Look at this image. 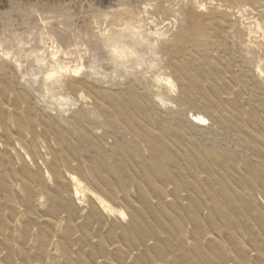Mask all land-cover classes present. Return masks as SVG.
<instances>
[{"label":"rangeland","instance_id":"1","mask_svg":"<svg viewBox=\"0 0 264 264\" xmlns=\"http://www.w3.org/2000/svg\"><path fill=\"white\" fill-rule=\"evenodd\" d=\"M0 264H264V0H0Z\"/></svg>","mask_w":264,"mask_h":264},{"label":"bare ground","instance_id":"2","mask_svg":"<svg viewBox=\"0 0 264 264\" xmlns=\"http://www.w3.org/2000/svg\"><path fill=\"white\" fill-rule=\"evenodd\" d=\"M228 10H230V9L228 8ZM230 11H231V10H230ZM234 14L237 15L236 11H234ZM199 23H200V22H199ZM199 23H198V27H197V29H198V30H201V26H200ZM198 119L200 120V118H198ZM145 136H147V135H145ZM142 137H143V136H142ZM145 140H146V139H145ZM145 140H144V143H145L144 146H146V148L148 149V150H146V151H148V152L150 153V157L154 159V158L156 157V152L153 151L152 148H150L151 145H150L149 147L147 146ZM147 140H148V139H147ZM147 140H146V141H147ZM142 141H143V140H142ZM142 141H141V143H142ZM148 141H149V140H148ZM147 143H148V142H147ZM142 145H143V144H142ZM142 145H141V146H142ZM144 146H143V148H144ZM140 148H141V147H140ZM146 148H145V149H146ZM140 156H141V155H140ZM143 156H144V155H143ZM143 156H142V157H143ZM70 180H72V182H73V181H74V178L72 177V178H70Z\"/></svg>","mask_w":264,"mask_h":264}]
</instances>
